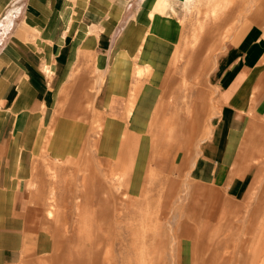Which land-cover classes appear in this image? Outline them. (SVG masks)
<instances>
[{
  "label": "rangeland",
  "instance_id": "rangeland-1",
  "mask_svg": "<svg viewBox=\"0 0 264 264\" xmlns=\"http://www.w3.org/2000/svg\"><path fill=\"white\" fill-rule=\"evenodd\" d=\"M169 1L129 0L111 46L71 63L54 106L19 127L34 138L26 150L38 264H264V114L249 111L231 143L240 157L226 161L228 181L245 177L236 198L199 158L220 107L211 71L242 30L264 28V0ZM151 14L162 32L158 68L143 52ZM112 93L126 96L122 117L105 111Z\"/></svg>",
  "mask_w": 264,
  "mask_h": 264
},
{
  "label": "crops",
  "instance_id": "crops-1",
  "mask_svg": "<svg viewBox=\"0 0 264 264\" xmlns=\"http://www.w3.org/2000/svg\"><path fill=\"white\" fill-rule=\"evenodd\" d=\"M128 1L0 0V29L4 32L1 35L0 31V264H38L42 260H37L38 238L30 234L29 227V160L33 156L26 147L34 138L19 127L26 125V120L30 126L35 125L41 116L38 110L54 106L56 87L71 63L90 62L101 53L98 48L111 46L109 38L123 20ZM161 2L171 6L169 0ZM165 7H157L160 15ZM159 19L151 14L147 47L156 40L161 42L157 38L162 33ZM127 40L128 35L126 44ZM146 50L143 52L154 57V63L163 57ZM42 65L50 67L49 80L44 78ZM117 83L124 85L123 80ZM210 85L220 107L212 118L215 123L210 136L200 145L199 158L211 165L212 176L217 174L218 185H226L223 189L230 193L228 196L236 198L245 177L228 181L225 164L230 158L240 157L231 150V143L251 120L248 112L264 114L262 26L250 25L226 46L211 71ZM126 106L124 94L112 93L105 111L109 117L119 118ZM23 111L26 115L17 117ZM43 237L48 238L46 234Z\"/></svg>",
  "mask_w": 264,
  "mask_h": 264
},
{
  "label": "bare ground",
  "instance_id": "bare-ground-1",
  "mask_svg": "<svg viewBox=\"0 0 264 264\" xmlns=\"http://www.w3.org/2000/svg\"><path fill=\"white\" fill-rule=\"evenodd\" d=\"M184 2L186 3V2H188L189 3V1L188 0H184ZM193 1H191V3H192ZM199 3V2H198ZM202 3H205L204 1H201L200 2V5L199 6H201V8H202ZM218 5V4H217ZM204 7V6H203ZM200 8V9H201ZM219 8V7H218ZM202 9H204V8H202ZM203 12V11H202ZM197 14V13H196ZM214 15V14H213ZM192 16V15H191ZM205 16H206V14H205ZM207 16H209V15H207ZM216 16V15H215ZM189 20H191V18L189 19ZM158 21H160V19L158 20ZM199 21V20H198ZM157 27V26H156ZM158 29H159V27H157ZM181 28H182V26H181ZM199 28H200V30L203 28V25H201V23L199 24ZM0 31H1V29H0ZM199 31V30H198ZM205 31V30H204ZM204 31H202V33L204 34ZM176 32H178V31H176L175 30V34H176ZM198 33V32H197ZM202 34V36H204ZM195 37V36H194ZM192 39H193V37H192ZM179 45V52L181 51V52H185V46L183 45H181V42L179 41L178 43H175V46H178ZM174 46V47H175ZM147 47V46H146ZM144 48V52H145V49H147L146 50V53H151L152 54V52L155 54V55H158V57H159V55L161 54V51L159 52V50L161 49V42L160 41H158V43H157V41H156V44H153L152 46H150V47H147V48ZM181 47V48H180ZM154 50V51H153ZM178 54H180V53H178ZM176 55V54H175ZM174 55V56H175ZM179 56V55H178ZM197 57V56H196ZM187 59V61L185 62L186 64H185V69H184V71L186 70V68L189 66V63H190V61H189V59L188 58H186ZM177 60V59H176ZM158 61L159 60H157V61H155V63L157 62L158 63ZM179 61V60H178ZM177 61V62H178ZM156 63V65H155V67L156 68H158L159 66H158V64ZM159 65H160V63H159ZM169 65V64H168ZM154 67V68H155ZM175 69H176V67H175ZM172 71V70H171ZM187 72H185V74H186ZM188 75V74H187ZM158 80V79H157ZM139 88V87H138ZM140 89V88H139ZM137 100V96H136V98H135V96H133V98H131L130 99V101H131V103H133V102H135ZM136 112H137V110H136ZM137 114H139V112H137ZM139 119H137L136 118V121H138Z\"/></svg>",
  "mask_w": 264,
  "mask_h": 264
}]
</instances>
